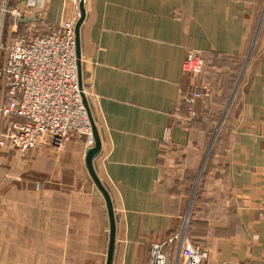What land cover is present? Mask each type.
Masks as SVG:
<instances>
[{"label": "crops", "instance_id": "0c3cea01", "mask_svg": "<svg viewBox=\"0 0 264 264\" xmlns=\"http://www.w3.org/2000/svg\"><path fill=\"white\" fill-rule=\"evenodd\" d=\"M78 3L46 0L41 32L75 25ZM263 7L264 0L84 1L82 83L101 137L94 169L116 218L112 264H148L150 246L178 225L186 192L166 152L202 149L204 134L196 122L188 127L183 96L201 80L214 95L236 74ZM190 49L204 58L201 75L182 71ZM229 119L224 169L206 176L189 233L208 253L202 264H264V23ZM9 123L1 120L0 130ZM88 148L76 134L61 147L0 144V264H105L109 216L85 164Z\"/></svg>", "mask_w": 264, "mask_h": 264}, {"label": "built area", "instance_id": "2783aa9c", "mask_svg": "<svg viewBox=\"0 0 264 264\" xmlns=\"http://www.w3.org/2000/svg\"><path fill=\"white\" fill-rule=\"evenodd\" d=\"M45 1L0 0V89H4L0 121H10L0 130V144L20 151L47 143L61 147L76 134L85 136L91 147V125L78 84L74 24L63 23L41 32ZM21 27V34L6 41L8 33H18ZM203 68L200 51L188 50L182 61L183 73L198 76ZM200 87L183 96L188 119L194 115L193 105L202 91H210L206 81H201ZM14 116L22 121H12ZM168 137L167 128L163 139ZM189 223L186 212L168 237L150 246L148 264H202L208 253L191 238Z\"/></svg>", "mask_w": 264, "mask_h": 264}, {"label": "rangeland", "instance_id": "374dc122", "mask_svg": "<svg viewBox=\"0 0 264 264\" xmlns=\"http://www.w3.org/2000/svg\"><path fill=\"white\" fill-rule=\"evenodd\" d=\"M263 23L264 7L256 31L251 37V45L246 58L240 63L236 74L231 79L226 77L220 80L215 93L213 92L214 95H212L209 81L201 80L209 83L210 91H202V97L198 99L199 107L197 108V112L194 110V115L188 119V127L191 122H196L198 130L203 131L204 134L200 145L202 149L194 148V151H176L174 149H168L166 152L167 158H170L172 161L175 160L174 168L171 167L172 174L174 176L177 175V177L181 179V189L186 192V208L184 213L188 212L190 219L194 201L197 194L200 192L202 184H204L206 176L213 168L219 174H222L224 169L222 152L225 149L224 139L229 132V113L241 89L250 59L259 43V36ZM202 72L199 75H201ZM195 90H201L200 84ZM185 155L188 156L187 161L183 160ZM178 160L184 163H179L178 165ZM175 186L177 188L178 184H175Z\"/></svg>", "mask_w": 264, "mask_h": 264}, {"label": "water", "instance_id": "95a60500", "mask_svg": "<svg viewBox=\"0 0 264 264\" xmlns=\"http://www.w3.org/2000/svg\"><path fill=\"white\" fill-rule=\"evenodd\" d=\"M84 1L85 0H79L78 3V10H79V16L78 19L75 22L74 25V33H75V43H76V56H77V73H78V84L81 92V97L83 104L86 108L87 115L89 118V122L91 125L92 130V139H93V145L89 147L85 152V164L89 171V174L96 185V188L101 194L103 195L105 199V203L107 206L108 216H109V243H108V250H107V256H106V262L105 264H112L113 259V253H114V246H115V233H116V226H115V215L113 213V207L111 203V199L109 196V193L107 189L105 188L104 184L100 181L99 177L96 174V171L94 169V159L98 155L100 149H101V137L98 131V127L96 125L95 119L91 113L90 106L87 102V98L85 95V89L83 86V75L81 70V54H80V38H79V30L80 26L85 18V8H84ZM26 19H23L22 22H24Z\"/></svg>", "mask_w": 264, "mask_h": 264}, {"label": "trees", "instance_id": "16d2710c", "mask_svg": "<svg viewBox=\"0 0 264 264\" xmlns=\"http://www.w3.org/2000/svg\"><path fill=\"white\" fill-rule=\"evenodd\" d=\"M204 59V58H203ZM205 63V62H204ZM235 105H236V101H235V103H234V106L231 108V110H230V113H229V118L234 114V107H235Z\"/></svg>", "mask_w": 264, "mask_h": 264}]
</instances>
